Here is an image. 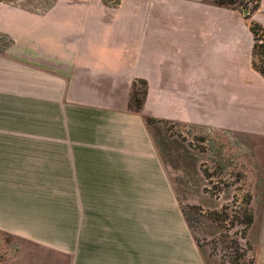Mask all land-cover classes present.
<instances>
[{"label": "crops", "instance_id": "crops-1", "mask_svg": "<svg viewBox=\"0 0 264 264\" xmlns=\"http://www.w3.org/2000/svg\"><path fill=\"white\" fill-rule=\"evenodd\" d=\"M251 21L264 28V0L250 19L209 0H53L43 11L0 0L12 41L0 50V100L38 101L36 129L0 125V179L36 164L37 178L58 181L69 212L99 228L85 264H209L172 188L157 187L164 169L145 118L264 132ZM135 80L147 84L140 113L128 109Z\"/></svg>", "mask_w": 264, "mask_h": 264}, {"label": "rangeland", "instance_id": "rangeland-1", "mask_svg": "<svg viewBox=\"0 0 264 264\" xmlns=\"http://www.w3.org/2000/svg\"><path fill=\"white\" fill-rule=\"evenodd\" d=\"M5 1L43 11L53 0ZM5 42L0 37V47ZM37 107L35 100H0V125L36 129ZM150 134L164 169L157 187L172 188L209 264H254L264 223V132L169 122ZM37 167L0 179V264H85L86 252L99 250L88 243L99 228L81 224L84 213L69 212L74 197L59 195L58 181L37 178ZM249 213L253 223L245 230Z\"/></svg>", "mask_w": 264, "mask_h": 264}, {"label": "trees", "instance_id": "trees-1", "mask_svg": "<svg viewBox=\"0 0 264 264\" xmlns=\"http://www.w3.org/2000/svg\"><path fill=\"white\" fill-rule=\"evenodd\" d=\"M209 1L217 7H222L231 10H238L239 12L244 14V17L246 19H250L251 16L254 14V12H256L260 6V0H209ZM250 31L252 32L254 39L253 48H252V67L256 72H258L264 78V28L258 23L251 21ZM0 37L6 41L5 44L0 47V50L6 48L12 43V41L4 35H0ZM137 84L141 85L142 89H139ZM146 94H147L146 82L143 80H135L132 83V87H131L128 109L135 113H140L142 110V105L146 97ZM145 123L147 128L151 132L154 125L167 124L169 122L163 120H155L153 118L146 117ZM154 142L156 144L155 140ZM249 201L250 199H248L247 204L249 203ZM182 211L188 223V226L190 227V229H192V223L190 221V217L187 215V212L184 209V207H182ZM252 223H253L252 215L249 213L246 218V221L243 223L245 230L248 229ZM196 241L198 246L200 247L197 239ZM235 264L238 263L235 262ZM250 264H253V262L251 261Z\"/></svg>", "mask_w": 264, "mask_h": 264}]
</instances>
